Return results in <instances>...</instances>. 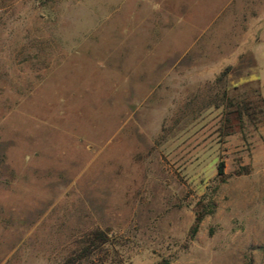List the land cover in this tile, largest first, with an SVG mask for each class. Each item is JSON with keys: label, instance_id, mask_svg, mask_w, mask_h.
<instances>
[{"label": "rangeland", "instance_id": "rangeland-1", "mask_svg": "<svg viewBox=\"0 0 264 264\" xmlns=\"http://www.w3.org/2000/svg\"><path fill=\"white\" fill-rule=\"evenodd\" d=\"M263 86L264 0H0V264H264Z\"/></svg>", "mask_w": 264, "mask_h": 264}, {"label": "trees", "instance_id": "trees-1", "mask_svg": "<svg viewBox=\"0 0 264 264\" xmlns=\"http://www.w3.org/2000/svg\"><path fill=\"white\" fill-rule=\"evenodd\" d=\"M232 70L231 67H228L222 74V77H226L229 72ZM238 118H241L244 111L242 106H238L234 112ZM219 174L223 175L225 171V162H220L218 168ZM201 216L197 218L199 222ZM195 231V229H194ZM112 247V242L109 239V236L106 232L97 230L92 232L84 241V244L77 255L71 257L64 264H106L109 259V248ZM116 256V255H115ZM109 264H123L120 257L112 258Z\"/></svg>", "mask_w": 264, "mask_h": 264}, {"label": "crops", "instance_id": "crops-1", "mask_svg": "<svg viewBox=\"0 0 264 264\" xmlns=\"http://www.w3.org/2000/svg\"><path fill=\"white\" fill-rule=\"evenodd\" d=\"M263 88H264V86L262 87V96L264 97Z\"/></svg>", "mask_w": 264, "mask_h": 264}]
</instances>
